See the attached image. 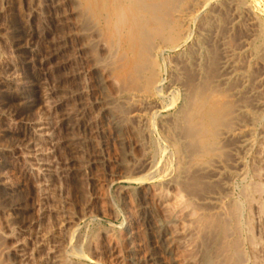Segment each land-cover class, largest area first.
Here are the masks:
<instances>
[{
  "label": "rangeland",
  "instance_id": "rangeland-1",
  "mask_svg": "<svg viewBox=\"0 0 264 264\" xmlns=\"http://www.w3.org/2000/svg\"><path fill=\"white\" fill-rule=\"evenodd\" d=\"M194 1L189 43L156 49L149 97L82 0H0V264H226L213 220L233 229L230 205L240 231L227 236L243 263L264 264V0ZM192 81L232 107L206 162L182 133ZM24 85L35 105L18 98ZM163 198L181 204L177 220ZM160 225L172 239L154 246Z\"/></svg>",
  "mask_w": 264,
  "mask_h": 264
},
{
  "label": "bare ground",
  "instance_id": "bare-ground-1",
  "mask_svg": "<svg viewBox=\"0 0 264 264\" xmlns=\"http://www.w3.org/2000/svg\"><path fill=\"white\" fill-rule=\"evenodd\" d=\"M204 1H206V0H204ZM82 2L85 5V8H86L85 10L88 11V16L90 17V19L97 21V22L105 21L104 24H106L108 22L109 25L107 24L106 26H109V28L108 27H106V28L109 30V33H108V31H106V35H107V33L110 34L113 38H115L117 40L116 43H118L117 46H119V48H123V49L127 50L129 52V54H131V59L129 62V69L131 70L130 76H131V81H132L133 85L140 88L149 97H152L156 93L161 91L162 81L159 79V77L156 73L157 70L155 69L156 65L154 62V58H155L154 56H156V51L158 50L157 49L158 47L162 46V47H165L167 49L169 48V50H176L177 51V49L180 46L179 45L180 43H183L184 44V45L182 44L183 46H185L187 43H189L190 35L187 31V26L189 25L190 17L192 18V16L189 17V15L188 16L186 15V13H189V12H186V9H189V7H191V5H192L191 3L193 2V0H82ZM203 2H201V3H203ZM204 3L206 4V2H204ZM87 11H85V12H87ZM203 28H205V27H203ZM109 40H110V36H109ZM187 47H188V45H187ZM177 53H179V51ZM209 53H211V52H209ZM206 54H208V53H206ZM205 58H204V61L206 60ZM209 58H211V60H212V61H209V64H210V62H211V64L212 63L215 64V60H216V59H214L215 54L211 53ZM223 59H224V57H223ZM216 62H217V60H216ZM219 63H220V69H222V70L227 66L226 60L221 61ZM210 67H209V69H210ZM216 68H217V66H216ZM203 72H206V71H203ZM211 73H213V72H211ZM199 74H200V72H199ZM193 77H194V75H193ZM202 81H204V80H202ZM203 83L199 84V85H194L193 81L189 83V89H188L189 92L185 98V103L183 106L184 108L182 109L183 111H182V118L181 119L183 122L182 123L183 124L182 133H183L184 137H186V140L188 139L189 145H187V146H190V148L192 150V153H190V154H192L194 156V160L206 162V161H208V158L210 157L211 153L216 152V145H217L219 136L220 135L222 136V134H226V132H228V130L227 131H225V130L228 127V119L231 118V116H232V107L230 105V102H228L226 100L227 98L224 97L223 94H221L220 92L213 91L211 89L212 87L209 88L208 86H206ZM206 84H208V83H206ZM230 85H232V83ZM31 88L32 87H30V86L25 87V85H24L21 87V90L19 89L20 90V97L18 95V98L23 102V105L26 104L28 106H32L34 104V97H33L34 95H33ZM188 90H186V91H188ZM43 99H44V97H43ZM43 99H42V101H43ZM35 100H36V98H35ZM45 106H46V104H45ZM179 117H181V115ZM247 117H249V116H247ZM239 118H241V116ZM181 119H180V121H181ZM253 123H254V121H253ZM38 128L39 127H37V130H38ZM34 129H36V127ZM39 130H40V128H39ZM221 130H223L224 133L223 132L221 133ZM43 134H46V132ZM40 135H42V133H40V134L37 133V136H40ZM48 135L49 134H47L46 136H48ZM49 136L51 137V135H49ZM224 136H227V135H224ZM52 139L53 138L51 137V140ZM175 140H177V139H175ZM180 141H182V140H180ZM246 142H244V143H246ZM215 155L216 154L214 153V157H215ZM191 159H192V157H191ZM180 169H182V168H180ZM171 177L174 178V176H171ZM172 182H174V181H172ZM175 183L176 182H174V184ZM195 185H196V183H195ZM194 187L192 186V188H194ZM255 187H257V186H255ZM184 191H186V190H184ZM253 191H254V187H253ZM255 191H257V190H255ZM258 197H260V196H258ZM201 198H203V197H201ZM165 199L166 198H163V202H164L163 206L164 205L166 206V207L164 206L165 209L169 208L170 210H172V213L175 215V218H176V219L175 218L174 219L177 220L179 213L180 212L182 213V210H183L181 204H180V206H177L178 208L181 207L180 209H178V208L173 209L174 207L173 208L170 207V205L172 206V204L171 203L168 204L167 202H169V201H165ZM174 199H175V196H174ZM246 199H248V198H246ZM176 201L177 200H175V202ZM165 202H166V204H165ZM177 205H179V204H177ZM165 209H164V211H165ZM223 209H224V206H223ZM228 212H229L230 220L232 221V225H233L234 230L228 228V223L225 222V220H223V219H222L223 222L219 221L218 219H217L218 221L213 220V224L215 223V225L218 227V229L220 231V234L222 236H224L223 246H222L223 247L222 253H224L226 256V258H224L226 260H224V261L226 264H245V263H243L244 261L242 260V254L240 253L241 249H239L240 248L239 247L240 243L238 241L239 238L238 239L233 238L230 240L229 236H227L228 229H230V231L233 230L235 232L240 231V230H238L240 227L239 226L240 222H238V220H239L238 219L239 207L237 205H230ZM189 213L185 215L186 216L185 219H180L177 221L178 222L177 224L179 226V230H181V229L183 230V227L185 226L184 225L185 221H190L192 219L193 215H191V213L190 214ZM204 223H205V221H204ZM167 226L168 225H160L158 227L159 234H157L156 236L151 235L152 236L151 240L150 239L149 240L151 241V243L154 246H157L160 243V241H169L170 242V240L172 239V237L166 233ZM174 233L176 234V232H174ZM178 234H179V232H178ZM237 234H238V232H237ZM232 235H234V233ZM176 236H178V235H176ZM218 238H220V237H218ZM253 248H254V246H253ZM217 254H219V253H217ZM218 256L219 255H216L215 258H218ZM218 260L216 259L217 262H218ZM65 262L66 261L64 259H62L61 257L58 259L56 258V260L54 261L55 264H65ZM131 264H139V263L137 261H134V259H133L131 261Z\"/></svg>",
  "mask_w": 264,
  "mask_h": 264
}]
</instances>
